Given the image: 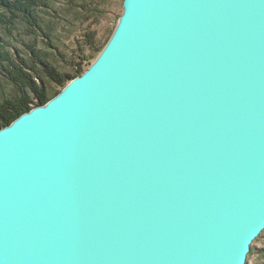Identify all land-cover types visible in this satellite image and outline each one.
I'll list each match as a JSON object with an SVG mask.
<instances>
[{
    "label": "water",
    "instance_id": "95a60500",
    "mask_svg": "<svg viewBox=\"0 0 264 264\" xmlns=\"http://www.w3.org/2000/svg\"><path fill=\"white\" fill-rule=\"evenodd\" d=\"M123 8L83 75L0 130V264H248L264 0Z\"/></svg>",
    "mask_w": 264,
    "mask_h": 264
},
{
    "label": "trees",
    "instance_id": "16d2710c",
    "mask_svg": "<svg viewBox=\"0 0 264 264\" xmlns=\"http://www.w3.org/2000/svg\"><path fill=\"white\" fill-rule=\"evenodd\" d=\"M50 2L51 0H0V76L11 89L6 91L0 86V130L11 125L21 115L45 105L69 82L83 75L114 33L106 42L98 45L96 32L87 31L78 39L75 48H68L70 52L68 51L67 59L58 46L59 38L51 33V26L45 25L38 13L40 10L51 9ZM106 4L107 0H71L69 10L72 15L84 18L90 25H94L104 18ZM21 22L26 35L43 38L46 49L25 43V50L17 48V52L10 53L6 41H9V35L14 38L13 30ZM54 61L64 63L67 69H59ZM48 83L54 84L56 89L51 90ZM260 252L264 257V249ZM257 253L252 248L249 258Z\"/></svg>",
    "mask_w": 264,
    "mask_h": 264
},
{
    "label": "rangeland",
    "instance_id": "374dc122",
    "mask_svg": "<svg viewBox=\"0 0 264 264\" xmlns=\"http://www.w3.org/2000/svg\"><path fill=\"white\" fill-rule=\"evenodd\" d=\"M123 1L124 0H107L104 18H102L98 24L94 25H90L84 18L81 19L70 13L69 6L71 0H51V9L40 10L38 13L44 24L51 26V33H53L56 38H59L57 40L58 46L65 54V58L68 59V48H75L78 39L89 30L96 32L98 45L107 41L108 37L115 31L119 18L123 14ZM13 36L14 38L9 35V41H6V46L10 53L14 54L17 52V48L25 50V43L36 45V47L41 49L47 48L43 38L25 34V27L22 22L18 23L16 29L13 30ZM51 50L54 51V49ZM54 63L61 70L67 69L64 63H59L57 61H54ZM0 86H3L6 91H11L10 86H8L1 76ZM48 87L53 91L56 89V86L51 83H48ZM253 248H255L258 253L248 259V264H264V257L260 252V250L264 249V231L260 238L253 243Z\"/></svg>",
    "mask_w": 264,
    "mask_h": 264
}]
</instances>
